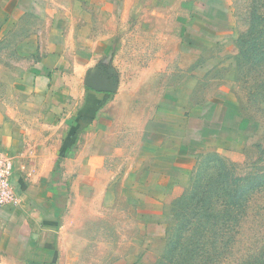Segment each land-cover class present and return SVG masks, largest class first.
I'll return each mask as SVG.
<instances>
[{"label": "rangeland", "instance_id": "1", "mask_svg": "<svg viewBox=\"0 0 264 264\" xmlns=\"http://www.w3.org/2000/svg\"><path fill=\"white\" fill-rule=\"evenodd\" d=\"M15 1L0 0V12L10 13ZM203 1L142 0L139 19L124 23L125 34L114 46V120L117 130L125 128L133 137L120 141L121 173L138 143L147 152L154 133L166 126L170 135L196 107L220 99L189 186L174 189L161 215L151 219L135 212V198L124 188L119 197L105 195L110 187L104 177L77 181L75 208L62 237L65 264H109L129 255L143 257L144 251L147 264H160L169 231L175 232V214L181 212L178 201L193 192L222 217L207 224L199 240L208 251L203 258L209 256L211 264H264V0ZM44 2L70 9L75 18L88 13L87 24L112 30L106 10L93 0ZM196 2L200 8H193ZM207 26L215 31H205ZM225 30L238 35L236 47ZM239 188L247 192L234 201L232 189Z\"/></svg>", "mask_w": 264, "mask_h": 264}, {"label": "crops", "instance_id": "2", "mask_svg": "<svg viewBox=\"0 0 264 264\" xmlns=\"http://www.w3.org/2000/svg\"><path fill=\"white\" fill-rule=\"evenodd\" d=\"M93 1L106 10L111 32L87 24L88 13L75 18L44 0H16L10 13L0 12V154L13 166L15 190L14 201L0 209V264H65L62 237L75 208V184L92 174L108 181L105 195L127 190L142 217L161 215L165 198L189 186L214 128L218 97L181 118L170 135L166 126L154 133L147 152L138 143L120 172V141L133 137L114 120L115 38L125 34L126 21L139 19L142 0ZM224 32L236 47L238 35ZM94 71V83L111 88L107 77L111 92L87 87ZM143 253L109 264H147Z\"/></svg>", "mask_w": 264, "mask_h": 264}, {"label": "trees", "instance_id": "3", "mask_svg": "<svg viewBox=\"0 0 264 264\" xmlns=\"http://www.w3.org/2000/svg\"><path fill=\"white\" fill-rule=\"evenodd\" d=\"M232 190L230 198L234 201L247 192V189L243 188ZM178 204L181 212L175 214L177 218L175 232L169 231L164 261L160 264H211L209 256L203 258L204 253L208 255V251L207 249L205 252L202 251V247L206 244L201 245L199 240L204 238L208 231L207 224L216 222L222 217L215 214L211 207H206L205 200L196 192L188 197H182V201L179 200Z\"/></svg>", "mask_w": 264, "mask_h": 264}, {"label": "built area", "instance_id": "4", "mask_svg": "<svg viewBox=\"0 0 264 264\" xmlns=\"http://www.w3.org/2000/svg\"><path fill=\"white\" fill-rule=\"evenodd\" d=\"M12 175L13 166L11 162L0 154V209L11 204L15 199Z\"/></svg>", "mask_w": 264, "mask_h": 264}, {"label": "water", "instance_id": "5", "mask_svg": "<svg viewBox=\"0 0 264 264\" xmlns=\"http://www.w3.org/2000/svg\"><path fill=\"white\" fill-rule=\"evenodd\" d=\"M97 71H94V73L92 75L89 76L88 82L86 83L87 87L93 89V90H102V91H107V92H111V88H112V82L111 80L107 79V77L103 78V81L107 82L108 86H110L111 88L108 89H101V87L97 86V84L94 83V76L96 74Z\"/></svg>", "mask_w": 264, "mask_h": 264}]
</instances>
